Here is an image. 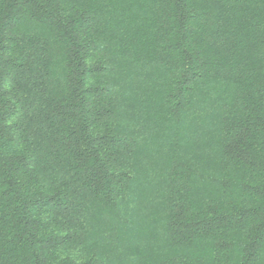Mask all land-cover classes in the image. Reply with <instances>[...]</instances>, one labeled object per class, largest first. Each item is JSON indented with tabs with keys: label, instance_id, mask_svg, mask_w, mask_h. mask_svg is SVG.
I'll return each mask as SVG.
<instances>
[{
	"label": "trees",
	"instance_id": "16d2710c",
	"mask_svg": "<svg viewBox=\"0 0 264 264\" xmlns=\"http://www.w3.org/2000/svg\"><path fill=\"white\" fill-rule=\"evenodd\" d=\"M0 264H264V0H0Z\"/></svg>",
	"mask_w": 264,
	"mask_h": 264
}]
</instances>
